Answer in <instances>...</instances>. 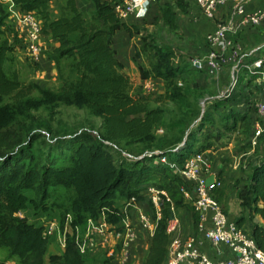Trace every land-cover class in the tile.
Masks as SVG:
<instances>
[{
    "label": "trees",
    "instance_id": "16d2710c",
    "mask_svg": "<svg viewBox=\"0 0 264 264\" xmlns=\"http://www.w3.org/2000/svg\"><path fill=\"white\" fill-rule=\"evenodd\" d=\"M12 1L21 12L39 15L41 34L57 41V46L45 50L44 55L55 64L61 82L57 91L38 89L39 98L19 95L24 91L22 83L16 78L7 77L3 71L8 47L6 41H1L0 96L14 93L18 108L50 102L85 107L90 114L101 118L102 133L91 135L86 132L69 140L61 139L43 159H35L29 148L31 141L38 137L26 138L24 126L18 125V121L9 125L0 123V247L7 248L11 256L18 258L19 264H88L86 255L80 252L77 244V236L86 229L88 219L95 221L104 214L107 222L121 225L125 203L141 199L140 188L144 185L145 177L158 173L159 177L164 178L160 185L168 190L170 200L162 196L161 217L153 214L156 226L141 264H163L170 240L166 232L167 220L173 217L169 201L181 205L179 185H189L173 166L180 168L188 156L214 149L218 141H209L206 137L199 138L193 134L181 141L183 144L172 153L152 151L146 146V143L150 146L154 139L163 109L152 107L148 96L132 91L125 66L116 57L113 47L116 31L124 30L133 35L143 30L118 18L113 8L117 0H86L92 3L89 18L77 6L76 0H65L63 12L54 17L49 12L52 0ZM176 2L180 12L188 11L187 1ZM159 11L163 23L175 30L176 10L173 6L165 2L159 6ZM9 14L7 4L0 0V25ZM142 42L141 48L134 53V57L138 58L141 49L148 52L147 66L140 63L137 66L140 79H160L167 96L180 97L181 87L176 77L179 73H189L190 66L184 61L176 62L177 49L154 42L152 34L142 35ZM62 59L68 60L67 76L62 73ZM193 68L204 71V68ZM31 87L38 88L34 84ZM214 108H222L219 109L221 114L233 118V124L225 127V130H235L241 124H244L242 129L245 134L251 130L246 111L233 110L230 105L224 108L222 104ZM194 140L199 142V147L191 152ZM119 142H146L143 157L133 160L127 157L129 152L113 149ZM162 147L164 145H159V149ZM150 152L152 155H147ZM155 152L166 154L173 166L158 162L153 156ZM58 159L66 160L68 164L53 165ZM169 169L172 172H168ZM237 180L236 196L241 206L250 215L257 213L263 219L262 225L250 223V235L258 247L264 248V156L255 160L252 166L241 164ZM49 185L73 189L71 213H68L73 233L65 234L61 253L46 256L48 236L44 226L27 222L15 215V211L25 201L21 189H40L41 198H45ZM119 201L123 203L122 206ZM194 214L196 220L195 211ZM113 258L112 253L103 264H109Z\"/></svg>",
    "mask_w": 264,
    "mask_h": 264
},
{
    "label": "rangeland",
    "instance_id": "374dc122",
    "mask_svg": "<svg viewBox=\"0 0 264 264\" xmlns=\"http://www.w3.org/2000/svg\"><path fill=\"white\" fill-rule=\"evenodd\" d=\"M84 1L76 0V4L80 9L85 10L86 2ZM184 1L188 2L190 0ZM143 2L145 3L140 5L139 8H136L133 14L122 19V21L133 24L129 21L134 16V19H137V24L133 25L143 29L142 32H135L133 35L126 32V39L121 41L119 47L125 50L134 49L135 53L136 49L142 46V35L152 34L154 42L168 44L177 49L176 62L184 61L190 66V69H188L189 73L177 74L176 82L181 87V96L172 98L165 94L164 85L161 80L154 81L152 78L150 79L152 83H150L148 79H140L137 66L139 63L147 66L148 52H144L141 49L142 53L138 56V59L135 57L131 58V65L125 71L131 82L132 91L148 96L152 107L159 106L163 109L162 120L154 131V139L150 146L145 142L146 146L152 151L172 153L179 145L183 144L182 142L187 137L197 134L199 138L206 137L209 141H218L216 143L217 147L231 143L229 146L230 153L236 155L240 161V165L245 163L252 166L255 160L264 156V130L257 132L258 127L253 128L254 131L250 128L249 133L245 134L242 129V125L244 124H241V127L235 130H225V127L233 124L234 120L230 116L227 117V114H221L219 109L222 108L215 109L214 106L222 104L224 108L230 105L233 110L238 109L235 104L241 100L240 85L235 86L236 93H239L240 96L231 98L229 95L231 76L235 70V65H238L241 59H243L241 55L248 53L250 49H254V42L249 41L248 47L245 46L242 48L237 63L235 65H224L218 75L210 74L206 68H204V71H197L190 63L192 59H202L205 57L210 49L206 41V34L208 33L207 27L204 28L205 32L203 33L202 23L195 24L192 21L186 22V18L181 15L182 13L177 7L176 0H143ZM165 2L170 3L173 9L176 10L177 28L175 30L169 29L162 21L159 6ZM64 5L65 0H52L49 4L50 14L53 17L59 15L63 12L62 8ZM90 12V9L85 11L88 18L90 17ZM34 16L39 20V15L34 14ZM232 39L235 40L234 38ZM1 41H6L8 47L3 64V71L7 77L11 79L16 78L22 83L21 87L24 91L19 95L26 94V98H39L40 92L38 89L40 88L51 91L58 90L61 80L55 64L51 62V67L47 70L42 67L43 59L46 56L44 55V51L49 50L48 46H53L57 42L56 40L42 33L40 45L43 58L39 61L40 65L38 68L35 67L36 62L28 56L26 35L16 25V19L11 14L0 25ZM250 43L251 46H249ZM241 45L243 46V43ZM67 63L68 60L66 59H62L60 63L62 73L65 76L69 72ZM243 73L241 71L240 76ZM241 78L244 82L247 80L245 76ZM31 84L36 85L38 88L31 87ZM16 102L14 93L0 96V123L9 125L18 121V125L23 124L24 126L23 129L26 138L31 136L38 137L35 141H31L29 148L31 153L34 154L35 159H43L47 153L49 154L50 149H53L61 139L69 140L76 135H81L86 132L91 135L102 133L101 118L90 114L85 107L50 102L41 105H29V108H18ZM251 104L252 106L249 108L254 111V103ZM145 143L119 142L115 144L113 149H123L122 152L124 150L129 152L127 155L128 158L135 160L143 157L142 151L146 148L143 146ZM159 145H164V147L159 149ZM192 145L193 150L191 152L197 151L199 142L194 140ZM227 154L229 153L226 152L224 155ZM221 161H224V159ZM66 164L68 162L63 159H58L53 163L55 166ZM168 172H172L171 169ZM145 178L144 185L140 188V191H142L141 199L147 204V212L153 217L155 208L149 200L148 188L154 186L163 189L167 195L169 192L160 185L164 182V178L159 177L158 173L151 174ZM179 186L178 193L182 203L181 205H176L174 202L169 201V206L173 211V216L176 215L180 218L182 226L186 223L189 226H193L194 232L189 235H195L196 220L193 198L191 195L188 197L184 196L180 189L181 186H184L190 192L191 188L185 184ZM21 192L25 197V201L23 206L15 211V215L22 217L30 223H41L48 236V243L51 241L49 231L52 223L64 234V237L67 232L70 234L73 233L70 227V219L67 220V214L71 213L70 202L74 192L72 188L49 185L47 187V197L45 198H41L40 189H21ZM119 203H121V206L123 205L121 201ZM167 221L169 223V220ZM117 227L118 232H123L122 224ZM121 249V242L117 241L110 245L106 251H96L94 254H89L88 256L85 253V255L88 257V264H103L112 252L115 257L119 255ZM0 264H19V260L17 257L11 256L7 248L0 247Z\"/></svg>",
    "mask_w": 264,
    "mask_h": 264
},
{
    "label": "built area",
    "instance_id": "2783aa9c",
    "mask_svg": "<svg viewBox=\"0 0 264 264\" xmlns=\"http://www.w3.org/2000/svg\"><path fill=\"white\" fill-rule=\"evenodd\" d=\"M200 10L210 15L219 7L230 5V14L225 21H218L213 31L207 33L206 41L210 49L202 59H192L193 67L206 68L212 75H218L222 67L227 64H236L241 54L243 46L235 42L230 33L235 32L237 27L242 25L259 26L264 23V7L248 12L244 9V4L248 0H192ZM7 4L8 11L16 19V25L22 29L26 35L27 52L30 59L35 61L38 68L43 53L40 45L41 25L32 12H21L12 0H2ZM113 8L121 20L133 14L137 5L134 0H117L113 3ZM238 17H240L239 22ZM249 73L257 75L258 82L262 88L263 95L255 104V112L260 122L259 128L264 130V49L256 54L249 63H242ZM150 83V79H148ZM152 155V153H147ZM158 162L169 164L167 155L155 152ZM203 162V154L196 152L188 156L182 166L178 168L183 180L191 186L190 192L182 186L184 196L191 195L193 207L196 212V234L181 237L178 232L181 220L174 215L167 224L166 232L169 235L167 257L163 264H264V248L258 247L252 236L242 226L228 220L226 211L213 193L214 188L222 185L221 179L215 177L211 185H206V178L209 169L203 168L202 174L200 163ZM149 200L155 208L154 214L160 217V202L162 196L170 200L163 189L151 186L148 188ZM134 200L125 203L123 207V218L121 224L123 232H120L122 249L119 252L118 260L121 264H126L130 260L133 244L137 239V232L128 217V209ZM71 216L67 215V220ZM138 221L141 226L153 229L156 220L146 211H139ZM110 222H107L102 214L97 220L88 219L84 237L77 236V244L80 252L85 254L89 248L95 247L94 234H103L111 229ZM54 226V225H53ZM197 235V236H196ZM200 236V238L198 237ZM203 241L207 242L213 249L214 256L211 257L206 251L201 249ZM113 253V252H112ZM111 254V253H110ZM227 254V255H226Z\"/></svg>",
    "mask_w": 264,
    "mask_h": 264
},
{
    "label": "crops",
    "instance_id": "0c3cea01",
    "mask_svg": "<svg viewBox=\"0 0 264 264\" xmlns=\"http://www.w3.org/2000/svg\"><path fill=\"white\" fill-rule=\"evenodd\" d=\"M136 2L137 8L140 7V5H143L145 2L143 0H134ZM86 2V9H81L83 11H86L87 9L92 8V3L88 1ZM189 7L188 11L186 13H182L181 15L186 18V22L192 21L195 24L202 23V32L204 33V28L207 27L208 33L213 31L216 23L218 21H225L229 14H230V5H224L219 7L215 12H213L210 15H207L203 13L200 8L196 5L195 1H188ZM79 7V6H78ZM264 7V0H248L244 4V9L248 12H255L261 8ZM130 19V18H129ZM240 17H238V21H236V24L239 22ZM137 19H134V16L131 17L130 21L133 24H137ZM183 21V20H182ZM127 22V21H125ZM183 26V25H182ZM205 29V30H206ZM238 33V36H237ZM207 35V34H206ZM231 37L234 39H237L236 41L238 43H243V47H248V42L253 41L255 46L254 49H250V51L246 54L241 55L243 59H241V62L238 65H235V70L232 72L231 76V86L229 95L231 98L239 97V93H236L235 86H239L240 94H241V100L240 102H237L235 105H237V108L244 112L246 111L249 114L250 119H248L250 123V128L254 131L253 128H257V132H261V129L259 128V120L257 117V114L255 112V104L257 101H259L263 95L262 88L258 82L257 75H253L249 73V71L241 66L242 63H249L254 59L256 54L264 49V23L259 26H253V25H242L238 26L237 30L235 32L230 33ZM234 36V37H233ZM126 39V32L124 30H118L116 31L114 35V48L116 50V57L118 60H120L124 66L125 69H127L131 65V58L134 57V49H121L119 44L121 41ZM55 40V39H53ZM246 40V41H245ZM57 46V42L54 43L53 46H48L49 50H52ZM251 46V43L249 44ZM45 49V47H44ZM138 59V58H136ZM51 60L45 56L43 59V69L45 68L50 69L51 67ZM139 62V60H137ZM241 71L244 73L240 76ZM242 76L246 77V81L244 82L241 78ZM240 78V81H239ZM160 79H154V81H158ZM244 94V96H242ZM235 97V98H236ZM245 98V99H244ZM254 103V111H252L249 107L252 106L251 103ZM231 144V143H230ZM229 145H223V146H215L214 149H207L205 151H202L203 154V162L200 163L201 173L204 174L203 168L207 167L209 169V175H214L215 177H219L222 181V185L219 188H214L213 193L215 195V198L222 203L226 214L228 216L229 221H233L240 226H242L246 231L249 233L251 232L250 229V223L254 222L256 224L262 225L263 219L262 217L257 213H252L250 215L249 211L241 206L240 200L236 196V191L238 185L234 183L237 182V179L240 176V161L236 157V155H233L230 153ZM226 152L229 154L224 155ZM224 159V161H221ZM176 170H179L177 167H175ZM148 211L147 204L143 201V199L134 200L132 206L128 209V216L130 222L133 224V226L136 229L137 232V239L133 244V249L131 253L130 260L126 264H141L143 259L145 258L150 242L153 235V229L145 228L141 226V224L138 221V213L139 211ZM35 225H41V223H35ZM54 225V226H53ZM119 224H111V229L103 234H94V238L96 241L95 248H89L87 253V256L90 254H94L96 251L102 252L106 251L110 245L116 243L117 241H120V232L117 230V226ZM194 229L193 226H189L186 224L181 223L180 229L178 234L181 237H186L189 234H193ZM50 237L51 241L48 243L47 248V254H53V253H61L64 249L65 245V237L64 234L59 231L57 226L52 223L50 227ZM87 233V230L79 233V236L84 237ZM200 238V236H198ZM201 249L206 251L211 257L214 256L213 249L210 247V245L203 241L201 244ZM227 255V254H226ZM88 259V257H86ZM109 264H121L118 260V256L116 255Z\"/></svg>",
    "mask_w": 264,
    "mask_h": 264
},
{
    "label": "water",
    "instance_id": "95a60500",
    "mask_svg": "<svg viewBox=\"0 0 264 264\" xmlns=\"http://www.w3.org/2000/svg\"><path fill=\"white\" fill-rule=\"evenodd\" d=\"M214 181V176L210 175L206 178V185L209 186L212 184V182Z\"/></svg>",
    "mask_w": 264,
    "mask_h": 264
}]
</instances>
